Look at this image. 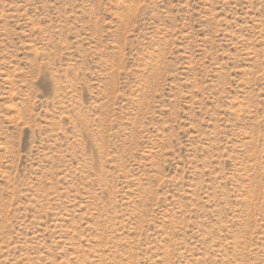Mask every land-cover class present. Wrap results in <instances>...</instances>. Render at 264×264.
I'll use <instances>...</instances> for the list:
<instances>
[{
    "label": "rangeland",
    "instance_id": "1",
    "mask_svg": "<svg viewBox=\"0 0 264 264\" xmlns=\"http://www.w3.org/2000/svg\"><path fill=\"white\" fill-rule=\"evenodd\" d=\"M0 264H264V0H0Z\"/></svg>",
    "mask_w": 264,
    "mask_h": 264
}]
</instances>
